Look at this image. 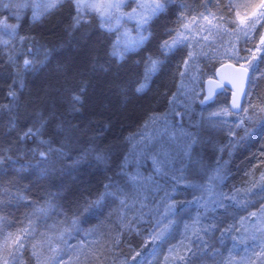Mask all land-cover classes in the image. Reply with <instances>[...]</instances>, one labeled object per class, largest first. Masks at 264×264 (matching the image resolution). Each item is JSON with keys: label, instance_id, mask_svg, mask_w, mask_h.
I'll use <instances>...</instances> for the list:
<instances>
[{"label": "rangeland", "instance_id": "374dc122", "mask_svg": "<svg viewBox=\"0 0 264 264\" xmlns=\"http://www.w3.org/2000/svg\"><path fill=\"white\" fill-rule=\"evenodd\" d=\"M84 2L90 3L93 2V0H84ZM144 2H150V0H144ZM22 3H24V0H0V21L6 22L8 25H16V37L13 39L3 30V24H0V40L9 41L7 46L0 44V53L4 54L7 62L13 67L14 81L10 91H15L17 95L15 102L11 101L8 96L6 100L0 104V106L14 104L11 112H9L7 108L0 111V115L3 114L7 116V123L5 122L7 128L5 138L7 139L2 141V143L6 142L7 144L4 153L0 154V173L10 166L12 169L16 170L18 174L29 173L36 176V173H45V170H49L50 172L56 170L64 171L75 165L88 163L102 166L108 171L105 185L110 182L109 178H112L123 186L124 178L117 174L120 173V166L122 162H124L125 156H129L126 170L130 173L139 170L144 176H149L152 173L151 160L132 159L130 155L132 144L127 140L132 134L138 132L144 123L126 137L119 149L112 151L96 143L94 141L95 138L79 144L78 142L80 141L77 140L72 143L70 141L71 138H68L66 135L63 141H57V143L52 137H45L41 133L40 136L30 138L23 143L19 141V137L29 128L35 129V127H39V119L36 118V122L30 119L32 113H26L25 104L21 101V91L25 87L26 75L30 71L38 70L48 60L53 50L50 47H44L34 35L26 34L20 27L26 15H28L31 20L33 16V8L31 6L24 8L15 7V5ZM204 3L198 8L190 7L196 11L185 13L189 20L192 16L197 15L198 12H204ZM259 3L258 0H212L208 5L210 11L215 13L217 17H224L223 21L217 19L214 20L213 23L219 24L222 27H220L219 31L213 28L211 32H209L207 29L210 26L206 21H203L202 17H198L205 31L193 33V35L197 36V39L201 40V44L195 45L192 49L197 53L194 64L187 69L186 75L183 78V87H181L178 92L177 89L181 85V77L179 79L177 89L174 92L177 94L176 101H173L171 104L169 103L165 111L154 113L157 115L169 113L168 120L170 122V127L176 130L183 129L185 132L192 133L200 142L194 146L192 162L189 166L190 180L196 184L207 183L205 172L211 175L212 171L219 167L224 176V180L216 191L223 192L229 197L236 195L237 199L241 201H251L247 210H237L233 206V201L231 199H223L224 208L216 207L214 211L210 209L207 212L206 215L208 219H202V224H208L216 220V218H220L223 222L221 223L220 220H216L218 227L223 230L231 225L233 231L225 233L223 236L219 230L209 233L208 236L205 237L209 247L201 253L198 259H196L195 264H238V262L241 261H243L244 264H262L258 256L252 253V248H254L255 253L259 254L261 252L259 247L252 245L248 250V255H246L244 249L246 245L252 244L253 236H255L257 240L261 239L262 236L258 229L261 224H264V219L250 217L249 213L258 212L261 205H264V192H256L259 186L264 185V179H262L264 178V153L261 154L257 162L248 172L239 175V179H233L232 181L228 180L232 173L233 158L237 151L258 139L264 132V123L261 122V117L264 116V113L259 111V107L262 105H256L254 102L249 101L247 97L249 94L248 92L238 112L231 110V94L228 96L224 91L219 93L214 100L210 102L205 101V82L207 78L216 76V71L220 64L223 62H233L250 68L249 61L252 62L251 67H253L254 59L257 60L262 53L263 46L257 45L256 47H247L244 43L264 21L257 24L253 31H249L247 36H245L244 31L241 30V28L244 27V25L241 24V20L250 17L251 13L254 11H260L258 7H255L259 5ZM5 4L12 5V7L6 8L4 7ZM230 5H240V7L230 11ZM133 9H137V2H133V0H124V6L121 8V11L123 13H131ZM85 11L88 22L99 26L100 21L97 15L89 10ZM137 11H139V9H137ZM237 11L240 13L239 17L236 16ZM74 14L75 12L73 15ZM205 15H207V13H205ZM17 16L19 17L18 19ZM209 19H212V17H209ZM184 22L186 21H182V23ZM150 24L149 31L151 29ZM74 30L75 29L71 28V33ZM125 31H128L132 36L137 34L136 19H129L125 16L121 20L119 31L110 33L113 40L112 53L114 51L113 45L117 37ZM203 36H208V40L204 41L202 39ZM21 37L25 39L21 40ZM30 48L32 50L31 53L29 52ZM45 52L47 53L46 58ZM253 53L255 56H253ZM9 56L13 58L11 62L9 61ZM116 56L120 57L119 55ZM150 56L155 59L159 55ZM25 58H34L38 63L34 68L25 71L23 68V61ZM39 61H43V63H39ZM146 66L147 62L144 76ZM184 70L183 67L182 71ZM152 77L153 75L148 81V86ZM142 82H144V78ZM80 94L81 93L74 95ZM172 96L170 100H172ZM82 99L81 95V102ZM202 101L204 102L202 103ZM80 104L81 103L74 104L72 97L69 99V106L72 111L80 109ZM173 108L175 112H172ZM243 109H248V112L245 113ZM224 110L227 111V115L224 114ZM175 113H179L180 115H176ZM215 113H220V115L214 116L213 114ZM249 116L253 117V119L248 120L246 117ZM241 120H244L243 126L236 127ZM10 121L14 123V127L10 125ZM230 130L233 131L234 134H230ZM245 130H247V132ZM41 139L50 141V145H40L39 140ZM48 146L53 149L63 148L67 155L59 156L57 153L53 152L45 161L41 162L40 157L38 155H33L30 151V149H38L40 151V148H44V150L47 151ZM215 148L221 152H215ZM89 149L92 151L89 152L87 158L80 160L79 163H75V161ZM13 151L14 155H12ZM101 152L108 156L106 163L95 159V155ZM113 154L115 157L119 156L120 159H113L111 157ZM119 154H121V157ZM21 182L22 181L18 177H15L14 182L10 184H0V201L6 204H8L11 199L8 193L27 197L24 203L12 202L0 212V216H4L7 220L13 222L11 227L5 228L6 233L15 232L17 228L23 227L22 219L26 212L32 210V201L42 203L45 198H49L57 205L56 211L50 213L49 218L39 223L38 232H45L47 231V226L54 225L58 221H63L65 215L71 218L73 215L78 214L76 212L78 207L71 211L67 210L61 202L56 200L54 194L48 187L37 188L34 184H21ZM254 185L256 187H254ZM247 189H252L256 192V195H246ZM167 190L171 191L170 183L167 185ZM104 191L105 187L101 193ZM100 194L87 201L96 200ZM164 195V190L150 193L146 201L148 207L143 209L144 214L141 216L135 211L127 212L123 224L117 220L115 215L109 217V213L113 212L118 206V202L113 201L111 197L105 198L103 206L98 211L83 213V208L81 207L80 212L83 214L79 215L80 223L78 228L80 231L73 232L71 237H65V239L69 245L74 247L78 246L81 241H84L85 245H88L90 241L96 240L97 237H85V232L96 228L103 222L104 228H102L101 231L106 233L103 240H107L109 236H111L113 239L118 238L119 243L113 244L111 247L105 244L104 251L102 254H99V258L95 259L89 256L87 264H179V261L173 258L174 254L169 253V249L175 248L179 251L180 255H183L184 245L190 244L191 239H194L192 236L193 228L189 227L188 231H186L185 225L191 226L193 224V220L198 211L197 205L194 202V197H199L201 192L191 188H181L178 192L173 193L176 201H184L186 203L181 206L175 217L172 218L174 223L170 229V234L167 235L164 240L152 241L149 237L156 229V222L160 218L159 213L164 211L161 200ZM215 199L220 200L221 198L217 196ZM82 205H84V202ZM158 206L159 212L156 211ZM149 209H152V211H149ZM199 211L203 212L204 210L199 209ZM242 217L244 218L243 221L241 220ZM236 229H239V231H236ZM135 237L137 239L140 238V243H129V240ZM36 239L40 240L41 237L37 236ZM103 240L100 241V244L103 243ZM241 241L245 243L242 244ZM100 244L94 246L97 251L100 248ZM28 248L31 251V248ZM86 251L87 249H85L83 253L78 250L67 251L59 260H54L52 258L53 254L45 247L42 250L40 259L42 264H82ZM77 255L80 257L79 261L76 259ZM249 256H251V260H249ZM165 257H169V259L166 261ZM20 264H28V262L25 261L24 253L20 258Z\"/></svg>", "mask_w": 264, "mask_h": 264}, {"label": "snow or ice", "instance_id": "6c2138e0", "mask_svg": "<svg viewBox=\"0 0 264 264\" xmlns=\"http://www.w3.org/2000/svg\"><path fill=\"white\" fill-rule=\"evenodd\" d=\"M133 2H137V9H139V11L133 9L131 13H123L121 11V8L124 6V0H93V2L90 3H86L84 0H24V3L15 5V7L24 8L31 6L33 8L32 19L35 22L41 20L43 17L61 8L65 4H68L71 8H74L75 12L72 16L73 22L70 26L71 28L78 29L82 25L87 24L88 20L86 19L85 10H89L90 12H94L99 18V27L109 33L119 31L121 20L125 16L129 19H136L137 34L132 36L128 31H125L117 37V40L113 45L114 51L112 54L119 55L122 59L124 54L142 48L151 39L152 34L149 31L150 22L154 18L164 14L167 11V6L173 3V0H150V2L133 0ZM211 2L212 0H205L203 5L204 12H198L197 15L192 16L190 20L185 13L196 10L189 8L187 5H182L183 11L178 17V20L186 22L181 23L177 28L166 29L165 34L170 38L165 39L160 43L159 56L157 58L154 59L152 56L147 58L144 82L140 83L135 89L137 93H142L148 87V81L151 76L160 70L168 57L176 55L181 50L187 48L189 49L187 51V56L181 61L185 70L179 72L181 85L178 87L177 91H180V88L183 87V78L186 75V71L192 66V64H194L195 57L197 56V53L192 49L195 45L201 44V40L197 39V36L193 35V33L205 31V28L201 25L198 17H202L203 21H206L210 26L207 29L209 32H211L213 28L219 31L220 27H222L219 24L213 23V21L217 19L223 21L224 17H217L215 13L210 11L208 5ZM4 7H12V5L5 4ZM239 7L240 5L229 6L230 11ZM255 7H258L260 11H254L251 13L250 17L241 20V24L244 25L241 30L244 31L245 36L248 35L249 31H253L257 24L264 21V0H260L259 5H256ZM205 13H207V15H205ZM236 16H240L238 11L236 12ZM209 17H212V19H209ZM18 18L19 17L17 16V19ZM0 24H3V30L7 35L13 39L16 37V25H8L6 22L2 21H0ZM208 38V36L202 37L204 41L208 40ZM20 39L24 40L25 38L21 37ZM0 44L7 46L9 41L0 40ZM260 46H264V36L260 39ZM31 51L30 48L29 52L31 53ZM253 56H255L254 53ZM46 57L47 53L45 52V58ZM160 57H163V59ZM12 59V56H9L10 62ZM37 63L38 62L34 58H25L23 61V68L25 71H28L34 68ZM39 63H43V61H39ZM251 66L252 62L249 61V67ZM241 68L243 69V74L246 76L248 68H245L243 65ZM240 92L244 93L242 87ZM80 93V95L72 96L74 104L81 103L83 89L80 90ZM8 96L13 102L17 99L15 91H10ZM210 97L211 93L208 97H205V101L209 100ZM176 98L177 94L174 93L172 100H170L169 103L171 104L173 101H176ZM203 102L204 101H202V103ZM13 106L14 104L0 106V111L7 108V110L11 112ZM232 108L235 110L241 109L237 93H233ZM243 111L247 113L248 109H243ZM259 111L264 113V105L259 107ZM172 112H175L174 108L172 109ZM175 114L180 115L179 113ZM224 114L227 115L226 110H224ZM168 115L169 113L151 115L144 122L138 132L127 138L128 142L132 144L130 152L132 159L151 160L152 173L149 176H144L139 170L134 173L128 172L126 169L129 156H125L124 162H122L120 166V173L117 174L124 178L123 186H121V183H118L116 180L109 178L110 182L104 186L105 191L101 193L96 200H86L84 205L78 206L76 209L78 214L73 215L71 218H68L65 215L63 221H58L54 225L47 226V231L45 232H38L39 223L49 218L50 213L57 209V205H55L49 198H45L42 203L32 201V210L26 212L22 219L23 227L17 228L15 232H5V228L11 227L13 222L7 220L4 216H0V264H20V258L28 247L31 248L32 256L36 258L37 264H42L40 258L42 250L45 247L53 254L52 258L54 260H59L67 251L78 250L83 253L85 252V249H87V251L82 264H87L89 256L98 259L99 254H102L104 251L105 244L111 247L113 244L119 243L118 238L113 239L111 236H109L107 240H103L106 235L105 232L101 231V229L104 228L103 222L96 228L85 232V237H97L96 240L90 241L88 245H85L84 241H81L78 246H71L68 244L65 237H71L73 232H79V215L98 211L103 206L106 197H111L113 201L118 202L117 208L109 213V217L115 215L117 220L123 224L127 212L135 211L142 216L144 214L143 209L148 207L146 201L149 198V194L164 190L165 195L161 198L164 211L159 213L160 218L156 222V229L149 237L152 241H156L164 240L166 236L170 234V229L174 223L172 218L175 217L181 206L186 203L184 201H176L173 193L178 192L181 188H191L200 191L201 195L199 197H194V202L197 205L198 211L193 220V224L191 226L185 225L186 231H188L189 227L193 228L192 236L194 239H191L190 244L184 245L183 255H180L179 251L175 248L169 249V253L174 254L173 258L179 261V264H195L196 259H198L201 253L209 247L208 241L205 239L209 233L219 230L223 236L225 233L233 231L231 225L221 230L216 222V220H220V218H216V220H213V222L208 224H202V219H208L206 214L210 209L214 211L216 207L224 208L225 205L222 202L223 199H231L233 201V206L237 210H247L251 201H241L237 199L236 195L229 197L223 192L216 191L224 180V176L219 167L214 169L211 175H208L205 172L208 181L207 183L196 184L189 179V166L192 162L194 146L200 142L192 133L185 132L183 129L176 130L170 127ZM213 115L218 116L220 113H215ZM246 118L248 120L253 119L251 116ZM261 122L264 123V116L261 117ZM46 123L47 121L42 115H40L39 127H35V129L29 128L19 137V141L23 143L30 138L40 136ZM243 123L244 120H241L236 127L243 126ZM10 125L14 127L12 121H10ZM245 131L247 132V130ZM230 134H234V132L230 130ZM39 144L47 146L50 145V141L41 139L39 140ZM30 151L33 155H38L41 162L45 161L53 152L57 153L59 156L67 155L63 148L53 149L50 146L47 147V151H39L38 149H30ZM91 151V149L86 150L80 158L75 161V163H79L80 160L86 159ZM95 159L106 163L108 156L101 152L95 155ZM169 183L171 185V191L167 190V185H169ZM254 187L256 186L254 185ZM256 192H264V185L259 186L256 189ZM256 192L252 189H247L246 195H256ZM8 195L11 197L8 204H11L12 202L24 203L27 199L24 195L12 193H8ZM217 196L221 199H215ZM8 204L0 201V212H2ZM81 207L83 208V213L80 212ZM199 209H203L204 211L200 212ZM149 211H152V209H149ZM156 211L159 212V206L156 208ZM249 216L264 219V205H261L258 212H250ZM243 219L244 218L242 217L241 220L243 221ZM220 222L222 223L223 221L220 220ZM236 231H239V229H236ZM258 231L262 234L261 239L257 240L256 237L253 236L252 244L246 245L244 250L246 255H248V250L252 245L259 247L261 249L259 254L255 253L254 248H252V253L257 255L262 261V264H264V224L260 225ZM37 236L41 237V239L37 240ZM101 240H103L102 244H100ZM241 243L243 244L245 242L241 241ZM96 244H100L98 251L94 247ZM76 259L79 261V255H77ZM168 259L169 257H165L166 261ZM249 260H251V256H249ZM238 264H244V262L241 261L238 262Z\"/></svg>", "mask_w": 264, "mask_h": 264}, {"label": "trees", "instance_id": "16d2710c", "mask_svg": "<svg viewBox=\"0 0 264 264\" xmlns=\"http://www.w3.org/2000/svg\"><path fill=\"white\" fill-rule=\"evenodd\" d=\"M202 3L204 0H173L164 14L151 21V39L142 48L125 54L122 59L112 54L111 34L98 25L88 22L71 33L74 8L68 4L41 21L34 22L26 15L20 26L23 31L34 35L44 47L53 49L38 70L26 75L25 87L21 91L26 113L31 112L30 119L35 122L42 115L47 121L42 135L52 137L55 142L63 141L66 135L72 143L77 140L79 144L95 138L96 143L110 151L119 149L126 137L150 115L168 108L170 98L177 89L179 72L183 69L181 61L187 56V48L165 60L145 91L137 93L135 89L143 81L147 58L159 55L160 43L170 38L165 34L166 29L177 28L182 23L178 20L183 11L182 5L198 8ZM263 23L246 39L244 45H260L264 35ZM250 68L252 75L247 97L256 105H264V46ZM13 81V67L0 53V104L8 97ZM81 89L83 99L80 109L72 111L69 99L79 94ZM224 92L230 96V89ZM6 117L0 115V154L4 153L7 144L2 143L7 139ZM40 151L45 150L40 148ZM215 152L221 151L215 148ZM262 153L264 132L237 151L228 180L239 179V175L248 172ZM111 157L120 159L114 154ZM107 174L108 171L102 166L88 163L64 171L45 170V173H36V176L18 174L8 166L0 173V184H10L18 177L21 184L48 187L56 200L71 211L103 191ZM129 243L139 244L140 238H132ZM24 257L28 264H36L29 248L25 250Z\"/></svg>", "mask_w": 264, "mask_h": 264}, {"label": "water", "instance_id": "95a60500", "mask_svg": "<svg viewBox=\"0 0 264 264\" xmlns=\"http://www.w3.org/2000/svg\"><path fill=\"white\" fill-rule=\"evenodd\" d=\"M241 66L233 62H223L218 66L216 76L207 78L205 82L206 97L211 93L210 99L207 100L208 102L214 100L219 93L229 88L231 90L230 108L234 112L240 111L232 108L233 93H237L239 103L242 107L251 78L250 68L243 65L245 68H248V73L245 76ZM241 87L244 89V93L240 92Z\"/></svg>", "mask_w": 264, "mask_h": 264}]
</instances>
